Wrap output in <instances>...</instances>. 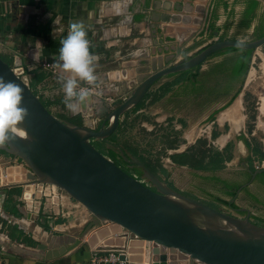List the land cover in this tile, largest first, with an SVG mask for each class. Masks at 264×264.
Segmentation results:
<instances>
[{"label": "crops", "instance_id": "0c3cea01", "mask_svg": "<svg viewBox=\"0 0 264 264\" xmlns=\"http://www.w3.org/2000/svg\"><path fill=\"white\" fill-rule=\"evenodd\" d=\"M251 1L255 6L249 13ZM79 21L86 26L90 51L97 56L100 95L70 111L64 104L59 82L62 72L56 67V58L69 24ZM262 32L264 0H0V55L10 58L12 67L26 80L43 73L36 84L38 92L58 101L51 107L56 112L78 116L86 126L102 106L108 105L105 116L120 103L140 70L153 61L164 66L210 42L248 41ZM241 55L238 50H219L196 67L159 77L137 108L134 105L119 117H125L130 127L140 128L127 136L137 154L166 171V177L159 174L166 186L220 207L224 205L217 204L214 196L235 206L242 192L235 193V198L223 196L224 186L241 184L227 179L223 172L241 173L250 156L251 136L246 132L243 98L238 94L245 75ZM44 60L54 64L53 72L41 66ZM238 97L240 107L219 120ZM212 131L216 132L213 138ZM196 139L206 143L197 145ZM224 147L230 158L214 172L190 167L180 157L189 148ZM2 183L0 178V264H87L91 230L97 233L94 246L107 232L120 231L118 226L104 223L79 238L89 217L75 201L57 190L52 201L45 202L38 194L41 205L35 214L25 209L19 195L21 186ZM216 188L223 195L216 193Z\"/></svg>", "mask_w": 264, "mask_h": 264}, {"label": "water", "instance_id": "95a60500", "mask_svg": "<svg viewBox=\"0 0 264 264\" xmlns=\"http://www.w3.org/2000/svg\"><path fill=\"white\" fill-rule=\"evenodd\" d=\"M261 45L264 32L248 41L210 42L164 66L153 61L149 68L140 70L120 103L105 116L102 114L108 105L95 114L99 120L96 129L59 120L31 92L27 80L0 58V76L24 89L23 106L29 109V116L20 125L25 136L0 146L2 186H21L19 195L25 209L37 214L41 200L35 184L54 185L88 214L78 237L104 223L118 226L120 231L107 232L97 246V233L91 230L87 242L91 248L120 250L119 259L131 264H264V226L252 222L245 208H235L245 211L244 217L213 208L166 186L137 158H124L140 169L144 184L88 141L108 136L119 117L136 105L159 77L199 65L227 47L250 49L252 53ZM247 72L248 68L244 78ZM262 171L264 167L252 171L235 193Z\"/></svg>", "mask_w": 264, "mask_h": 264}, {"label": "trees", "instance_id": "16d2710c", "mask_svg": "<svg viewBox=\"0 0 264 264\" xmlns=\"http://www.w3.org/2000/svg\"><path fill=\"white\" fill-rule=\"evenodd\" d=\"M255 6V2L251 1L250 7H249V13L253 10ZM263 33V32H262ZM262 33L258 34L257 37H259ZM221 50L225 51H241L242 55L240 57V63L243 66V73L245 74L247 68L249 67V60L251 57V50L250 49H238L235 47H227ZM219 51V50H218ZM184 58L187 57L186 55L183 56ZM0 58L5 61L10 67H12L11 59L7 57H2L0 55ZM197 66V65H196ZM194 66V67H196ZM193 68V67H192ZM44 77L43 73H37L30 77V79L27 80V84L31 92L38 98V100L41 102V104L48 109L50 112L51 107L58 104V101L55 99H50L49 97H45L42 94H40L36 88V84L38 81H40ZM139 101L136 103L134 108L139 105ZM54 116H56L59 120L66 122L68 124H81V121L78 116H68L64 113H52ZM250 118L253 119V114L250 115ZM131 126L130 122L126 120L125 117L121 118L115 129L106 137L101 139H95V138H89L88 141L92 144V146L100 152L105 157L112 160L117 166H119L124 172L128 173L129 175L135 176L136 179L142 181L141 178V171L140 169L132 164L129 161H126L124 158H129V156H133L140 160L154 175H156L158 178L159 174L166 177L167 173L166 171L159 165H151L150 161L146 159L144 156L137 154V149L133 146L132 140L125 135V132L127 129H129ZM248 133L250 132V125L247 127ZM216 132L211 133V138L215 136ZM251 140V147H250V156L248 158V164H247V171H246V177H250V173L254 171L253 168V161L254 160H263L264 159V142H260L256 140L254 137H250ZM206 143L205 139H196L195 144L197 145H203ZM207 150V151H206ZM227 147L222 148V150H208L205 149L202 151L201 149H191L189 148L186 153L181 152L180 157L184 158L183 161L190 167H193L198 170H204V171H211L214 172L216 170H220L222 167H224V161L229 160L230 155L228 152H226ZM173 159L174 156H171ZM175 162H178L179 160L174 158ZM214 181L219 182L220 184H224L223 180H220L218 178H213ZM253 181H259L262 185H264V171L259 172L254 175L252 178ZM142 183L146 184V182L142 181ZM240 186V183H236L235 185L231 186H224L225 193L224 195L226 197H233L235 195L236 189ZM246 187L241 188L240 191L245 190ZM246 195L253 200H255L254 196H251L246 192ZM214 201L219 205H224L229 208H233L234 204L232 202H228V200L214 196ZM214 208H217L215 205ZM254 223L258 225L264 226V220L258 217L254 218Z\"/></svg>", "mask_w": 264, "mask_h": 264}, {"label": "clouds", "instance_id": "9594fccd", "mask_svg": "<svg viewBox=\"0 0 264 264\" xmlns=\"http://www.w3.org/2000/svg\"><path fill=\"white\" fill-rule=\"evenodd\" d=\"M56 67L61 69L59 82L64 93V104L70 111L86 104L100 87L96 74L97 56L90 51V41L83 21L71 22L67 36L60 41ZM86 85L82 87L81 84ZM24 89L15 81H5L0 76V146H5L24 137L20 125L29 116L23 106Z\"/></svg>", "mask_w": 264, "mask_h": 264}, {"label": "rangeland", "instance_id": "374dc122", "mask_svg": "<svg viewBox=\"0 0 264 264\" xmlns=\"http://www.w3.org/2000/svg\"><path fill=\"white\" fill-rule=\"evenodd\" d=\"M249 68H253V76L251 80L246 84H245V78L243 79L238 94L241 93L243 98V107H244V112L246 113V118H245L246 132H247V127L250 125V132L249 133L247 132L248 136L250 135L256 138V140L263 143L264 129L262 128V125H264L263 124L264 112H261V110L259 111L258 106L261 105L260 104L262 101L261 99L264 96V45H261L260 47L252 51L248 70ZM21 77H23L26 80L25 76L21 75ZM51 111L52 113H56V110H54L53 108H51ZM251 114H253V119L250 118ZM136 127L137 126L135 125L133 127H130L129 132H127L125 135L130 134L132 136L133 135L132 130H136ZM239 174L240 173L238 172H231V171L223 172V176L226 177L227 179L234 178L238 182H242L241 176H239ZM254 182H255L254 184L255 187L253 188L257 190V194L260 200L255 201L252 198L248 197L246 195V192L248 193V191L247 189H245L242 190L240 196L237 197V199L235 200V206H238L240 208H246L252 215L251 217L253 219L255 217H258L264 220V185H262L259 181H254ZM214 191H216V193L218 194L219 193L222 194L220 191L217 190V188ZM223 196L226 197L225 195ZM203 203L213 208L215 207L213 203H207L204 201ZM222 208L229 209L226 206H222Z\"/></svg>", "mask_w": 264, "mask_h": 264}, {"label": "built area", "instance_id": "2783aa9c", "mask_svg": "<svg viewBox=\"0 0 264 264\" xmlns=\"http://www.w3.org/2000/svg\"><path fill=\"white\" fill-rule=\"evenodd\" d=\"M41 66L45 69H48L50 71H54V64L50 61H46L44 60L41 63ZM82 87H86V85H84L83 83L81 84ZM99 89V88H98ZM98 89H94L95 91H98ZM90 119V118H89ZM90 121H92L90 124H88L87 126L89 128H93L96 129L98 126V122L99 120L96 117H91ZM111 121V117L108 118V120L106 121V123ZM264 167V159L263 160H254L253 161V168L254 169H260ZM57 190V194L58 192H60L61 194H63L64 196H66L67 198H69L63 191H61L60 189H58L57 187H55L54 185L51 184H45V183H36L35 184V191L37 194H41L44 197V201L46 202V200H50L53 198V192H56ZM77 205H79L76 202ZM80 206V205H79ZM82 207V206H81ZM83 208V207H82ZM135 237V236H133ZM120 250L117 249H96V248H92L89 258L87 260V264H116V263H124L125 260H121L119 259V254H120ZM140 264H149L147 261H142Z\"/></svg>", "mask_w": 264, "mask_h": 264}, {"label": "flooded vegetation", "instance_id": "af4514ba", "mask_svg": "<svg viewBox=\"0 0 264 264\" xmlns=\"http://www.w3.org/2000/svg\"><path fill=\"white\" fill-rule=\"evenodd\" d=\"M251 69V68H250ZM250 71V70H249ZM248 74H249V72H248ZM251 80V79H250ZM250 80H248V75L247 76H245V84L247 83V82H249ZM240 99H239V97L236 99V101H235V104H234V106H231L230 108H228V109H226L225 111H223L220 115H219V120H221L220 119V116L222 115V114H224L225 112H227V111H229L228 112V115L227 116H229V114H230V112L231 111H236V108H239L240 107V105H239V101ZM261 104V103H260ZM260 107H261V105L260 106H258V110L260 111ZM232 109V110H231ZM233 111V112H234ZM226 116V117H227ZM257 126H258V123H257ZM262 130V129H261ZM263 131V130H262ZM264 132V131H263ZM223 138H220V141L222 140ZM219 140V139H218ZM247 164H248V159H246V163H245V168H244V171H242L240 174H239V176H241V179H242V182H241V184H244V183H246L248 180H249V178H247L246 177V171H247ZM240 184V185H241ZM254 184H255V182L251 179V181L249 182V184L248 185H245V186H243V187H241V188H244V187H246V189H247V191H248V194H250L251 196H254L255 197V201H259L260 200V198H259V196H258V194H257V190H255V188H253V187H255L254 186ZM252 188H253V190H252ZM255 190V191H254ZM239 192V191H238ZM240 196V195H239ZM234 198L235 197H237V195H235V196H233ZM237 206H234L233 208H229V207H227V208H229V209H224V208H222V207H220V206H217V208H220L221 210H224V211H226V212H228V213H231V214H233V215H235V216H239V217H244V215H245V211H237V210H235V208H236ZM246 209V208H245ZM246 211H248L247 209H246ZM249 212V211H248ZM252 215L250 214V212H249V219L252 221V222H254V219L251 217Z\"/></svg>", "mask_w": 264, "mask_h": 264}, {"label": "bare ground", "instance_id": "6f19581e", "mask_svg": "<svg viewBox=\"0 0 264 264\" xmlns=\"http://www.w3.org/2000/svg\"><path fill=\"white\" fill-rule=\"evenodd\" d=\"M250 70V71H249ZM249 70H248V72H249V74H248V72H247V74H246V76L248 75V80H250L251 78H252V76H253V68H249ZM262 101H261V107H260V110H261V112H264V96L262 97V99H261ZM240 101V100H239ZM234 106V105H233ZM232 108V107H231ZM232 110V109H231ZM234 111V110H233ZM228 112L229 111H227V112H225L224 114H222L221 116H220V119L221 118H225L227 115H228ZM264 124V123H263ZM262 125V124H261ZM260 125V126H261ZM262 128L264 129V125H262ZM219 141H220V139H219ZM222 141V140H221Z\"/></svg>", "mask_w": 264, "mask_h": 264}]
</instances>
